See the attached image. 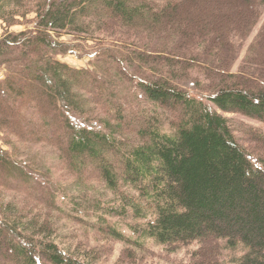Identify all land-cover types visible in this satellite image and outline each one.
Listing matches in <instances>:
<instances>
[{
  "label": "trees",
  "instance_id": "1",
  "mask_svg": "<svg viewBox=\"0 0 264 264\" xmlns=\"http://www.w3.org/2000/svg\"><path fill=\"white\" fill-rule=\"evenodd\" d=\"M30 1L0 0L2 22L10 25ZM234 1L39 0L32 28L0 40V66L8 69L0 81V135L47 145L77 181L103 182L123 201V210L129 206L134 217H150L145 237L182 245L225 239L229 247L246 250L237 264H264V134H252L256 145H243L217 112H240L264 123V29L231 70L235 40L255 24V7L264 0H240L239 10ZM64 33L112 43L134 36L131 43L139 48L116 54L135 59L137 72L146 67L156 73L136 82L135 100L169 109L170 127L150 109L146 117L132 115L143 107L126 109L119 91L126 66L108 48H99L106 63L91 70L60 62L57 55L72 52L59 40ZM194 72L209 81L208 94L178 85ZM102 102L111 115L91 124L85 113ZM122 187L137 192V200L117 194ZM41 188L26 164L0 148V190L23 197L4 201L0 192V264H92L86 253L75 256V249L56 243L50 219L55 196Z\"/></svg>",
  "mask_w": 264,
  "mask_h": 264
},
{
  "label": "rangeland",
  "instance_id": "2",
  "mask_svg": "<svg viewBox=\"0 0 264 264\" xmlns=\"http://www.w3.org/2000/svg\"><path fill=\"white\" fill-rule=\"evenodd\" d=\"M234 2V5L232 4L233 8L235 7L236 10L244 9L241 5L243 2L240 0ZM37 3H39V0L30 1L27 4L30 5L29 10L24 14L22 12L24 7L16 10L20 12L12 17L10 25H6L0 19V40L10 33L15 34L31 29L32 22L38 16L35 11L39 5ZM15 9L13 6L9 7V10ZM255 11L257 12L255 24L243 39L235 40L237 56L232 63V71L238 69V66L243 62L249 45L264 29V2L257 5ZM54 36L56 35L54 34ZM124 39L127 42L112 43L111 40L90 42L76 40L73 38V34L64 33L59 40L70 44L72 52L57 55V59L76 69L91 70L93 65L106 63L104 60L108 59L105 55L100 54L99 48L101 46L113 51V54H116L118 50L129 52L139 48V46L131 43L135 39L134 36L126 34ZM116 55V60L121 61L124 67L126 66V76H124V82L121 83L119 88L122 93L121 96L126 97L125 101L121 100L124 105L126 104V109L129 106L132 108V112H139L143 107L142 112L133 113L132 115L143 114L144 116L147 114L144 110L150 109L149 111H154L160 118H167L168 120L163 121V127L169 128L168 122L174 120V114L169 109L152 103H145L139 98L135 100L136 95L138 96L135 87L136 82H143L156 75V73L146 67L143 68L144 72H137L135 69L138 63L135 59L127 61L122 56ZM100 57H102L101 60ZM118 63L120 64V62ZM7 71V67L0 66V81L7 74ZM191 75L178 85H182L186 89L189 88L196 95L204 96L208 94L209 90L206 89L205 85L209 81L203 75H200V72H194ZM102 76V74H99L97 78L101 79ZM196 80L201 81V86H193ZM110 109L111 106L104 102L98 106L93 104L92 112L85 113V116L92 118L91 124L94 120L102 124V121L111 115L107 113L111 111ZM217 112L228 119L232 133L243 145H256V142L252 139V134H258L259 132L264 134V123L258 119L245 116L240 112H222L220 110H217ZM77 120L81 121V117L79 116ZM4 139L10 140V143H4ZM0 148L8 152L16 163L26 164L27 168L34 172L35 180L41 182V190L50 191V194L52 192L55 196L56 209H51L50 219L53 224L52 227L55 229L54 238L59 247L65 249V245H67L68 248L75 249L77 251L74 254L75 256H77V253H86L88 255L87 260L92 264H197L201 259L205 264H237L238 259L246 252L244 246L240 244L229 247L225 239H216L212 243L204 244L198 242L185 245L158 243L143 235L142 229L145 222L150 218L149 216V218L134 217L129 206L123 210L121 208L125 206L123 201L118 195L107 189L103 182L96 179H89L87 182L77 181L68 170L64 169L55 152L49 146L44 144L33 146L30 143L18 142L14 137L0 135ZM261 149L264 151L263 147ZM0 192H4L7 196L4 201H10L13 198L15 202H18L23 199L20 194H17L18 192L1 190ZM117 194L124 196L129 194L132 199L135 198L136 200L138 195L137 192L126 187H122ZM96 204L98 206L95 207ZM38 207L45 211L44 206L39 205ZM109 228L120 233L122 238H113L109 233ZM207 253H212L213 257L208 255L201 257ZM80 258L83 260L85 257L80 256ZM87 260L85 261L88 263Z\"/></svg>",
  "mask_w": 264,
  "mask_h": 264
}]
</instances>
